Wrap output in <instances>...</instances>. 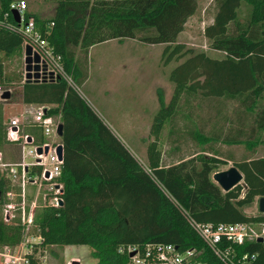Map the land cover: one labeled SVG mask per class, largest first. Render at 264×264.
<instances>
[{
	"label": "trees",
	"instance_id": "1",
	"mask_svg": "<svg viewBox=\"0 0 264 264\" xmlns=\"http://www.w3.org/2000/svg\"><path fill=\"white\" fill-rule=\"evenodd\" d=\"M50 1L55 4L51 18L29 13L26 4L25 19L34 21L36 32L53 48L71 85L61 78L23 83V37L0 27V89L10 93L8 101L0 102V152L12 161L17 158L13 150L18 143L6 140L3 115V106L12 99L21 105L48 107L46 117H57L62 125V162L56 180L61 185V205L34 210L38 246H86L97 264H128V256L118 253L121 247L172 244L180 250H203L208 264H218L189 221L264 223V215L250 217L243 212L264 197V157L233 162L243 182L227 193L211 180L218 165L224 164L222 159L232 162L211 145L219 141L251 152L264 131V0H210L214 15L203 29V37L209 50L222 54L220 59L177 43L187 20L196 13L198 0ZM12 2L0 0V20L9 24H13L9 15ZM242 4L250 8L243 22L238 18ZM123 40L164 46V66L182 61L167 76L173 86L169 102L165 104L162 93L157 94L158 109L149 133L154 140L146 145L144 165L80 94L88 78V51ZM14 60L19 67L8 73L5 64ZM9 86L17 90L6 88ZM194 98H226L235 101L241 111L223 137L219 129L207 137L202 127H185L184 133L199 150L185 154L179 144L183 138L178 136L174 143L178 147L169 148L170 157L164 160L157 147L159 135L177 115L189 119L186 114L190 111L181 113V108ZM173 132L171 127L170 134ZM24 133L32 137L34 145L45 142L37 128L28 127ZM7 189L0 183L1 195ZM22 229L18 217L9 223L0 218V247L20 244ZM234 249L238 255L257 253L255 264H264L263 243L245 242Z\"/></svg>",
	"mask_w": 264,
	"mask_h": 264
},
{
	"label": "rangeland",
	"instance_id": "2",
	"mask_svg": "<svg viewBox=\"0 0 264 264\" xmlns=\"http://www.w3.org/2000/svg\"><path fill=\"white\" fill-rule=\"evenodd\" d=\"M17 1V0H12ZM28 5L29 13L38 14L42 19H49L54 14L55 4L50 0H23ZM249 7L242 4L238 12L241 22L245 21L249 14ZM35 11V12H34ZM214 15V7L210 0H198L196 13L190 17L183 32L178 36L177 43L184 45L193 52H204L208 57L220 59L222 54L208 49V42L203 37V29L211 24ZM164 46L142 45L137 41L123 40L110 41L92 47L88 51V78L80 89L81 97L98 113L99 118L108 127L112 134L130 152L135 154V158L144 163L145 148L152 143L154 138L149 135L150 127L143 129L138 127L147 124L152 119L158 109L157 94L162 93L165 104L172 95L173 86L168 82L167 76L173 67L181 63H170L167 66L161 61V53ZM6 71H13L14 66L19 67L17 61L6 63ZM23 68V57L22 66ZM18 69V68H17ZM21 69V68H20ZM19 69V70H20ZM12 91L17 90L16 86L6 87ZM9 92V91H7ZM19 103L16 99L3 106L4 119L18 115ZM39 107V106H38ZM235 101L222 99H189L187 104H182L183 110H189L186 114L189 119H184L181 114L177 115L171 124H166L157 141V147L163 159L170 157L169 148L178 147L175 142L180 138L185 154L196 152L199 149L196 142L188 138L184 133L185 127H202L203 133H209L219 129L221 137L225 135L229 128L235 125L239 112ZM37 108V107H36ZM35 107L30 111H35ZM18 111V112H17ZM185 117V116H184ZM53 122H58V118L52 117ZM248 123V122H247ZM171 127L174 130L170 134ZM145 131V139H142V132ZM148 133V134H147ZM182 135V136H180ZM179 136V137H178ZM147 137V138H146ZM259 144L254 151H246L242 146H232L216 142L211 145L212 149L218 151L223 158H230L228 161L222 159L224 164L217 167V172H223L233 167V162H239L243 158L256 159L264 157V131L259 134ZM11 152L10 149L6 150ZM13 152L19 153L18 149ZM15 154L18 157V155ZM9 155V154H8ZM211 157L209 154H204ZM212 180V176H211ZM239 185H242L239 184ZM37 193L34 187H28L27 205L33 201L34 194ZM44 188L40 190L37 206L42 203ZM244 214L250 217H257V199L255 202L243 210ZM24 238V242L34 246L40 243L35 231ZM39 248L46 257L45 264H97L91 256V251L86 246H64Z\"/></svg>",
	"mask_w": 264,
	"mask_h": 264
},
{
	"label": "built area",
	"instance_id": "3",
	"mask_svg": "<svg viewBox=\"0 0 264 264\" xmlns=\"http://www.w3.org/2000/svg\"><path fill=\"white\" fill-rule=\"evenodd\" d=\"M27 11L26 2L13 1L9 5V15L13 24L0 20V27L23 37L22 56L24 48L29 46L32 55L39 58V65L45 66L40 70L39 82H54L61 78L71 85L69 77L64 73L59 57L54 54L53 48L36 32L34 21L25 19ZM12 12L18 14V22L12 17ZM6 15L3 16L5 19ZM51 75V77L49 76ZM24 83V72L22 75ZM44 80L42 81V79ZM0 89V97L4 93ZM2 102V100H0ZM43 106L35 111H25L6 119V140L18 143V157L12 161L0 152V183L7 186L0 194V218L9 223L18 217L22 226V241L14 247H0V264H45L46 257L37 244L25 243L24 238L30 231H38L34 223V210L38 206L59 207L61 185L57 183L60 175L61 161H59L56 148L59 146L52 142L56 136L58 122L54 123L51 117H46ZM28 127L37 128L45 140L41 145H34L32 137L24 133ZM30 139V143L27 140ZM44 148L47 152L44 153ZM41 154H37V150ZM47 175V176H46ZM28 187H34L37 193L33 201L27 205ZM44 188L42 203L37 206L40 190ZM190 226L205 246V249L218 264H255L257 253H244L238 255L234 246H241L245 242L264 240V223L251 225L245 223L235 224H197L189 221ZM39 244V243H38ZM264 244V243H263ZM119 254L128 256V264H208L203 259V250L195 248L180 250L172 244H147L143 247L127 246L118 250ZM132 256L130 257V255Z\"/></svg>",
	"mask_w": 264,
	"mask_h": 264
},
{
	"label": "water",
	"instance_id": "4",
	"mask_svg": "<svg viewBox=\"0 0 264 264\" xmlns=\"http://www.w3.org/2000/svg\"><path fill=\"white\" fill-rule=\"evenodd\" d=\"M12 17L15 22L19 21L18 14L16 12H12ZM40 61L36 54L32 55L31 48L29 46H26L24 48L23 52V72H24V83H38L39 82V72L42 70V72L45 71V66L39 65ZM51 77V75H49ZM44 78L42 79V81ZM10 98V93L5 91L1 97L0 100L2 101H8ZM45 113V110L43 111ZM56 136L58 138L62 137V125L58 124L56 129ZM27 143H30V139L27 140ZM47 152V148H44V153ZM37 154H41V150H37ZM56 154L59 159V161L62 160V147L59 145L56 148ZM47 176V175H46ZM212 182L215 183L219 189L223 193H227L231 191L233 188H235L237 185L241 184L243 182L242 174L235 168L230 167L228 170L223 172H218L212 175ZM61 205V202L59 203V206ZM257 211L260 215H264V197L259 198L257 200ZM257 242L264 243V240L258 239ZM132 254L130 255V257ZM71 264H78L77 262H73Z\"/></svg>",
	"mask_w": 264,
	"mask_h": 264
},
{
	"label": "crops",
	"instance_id": "5",
	"mask_svg": "<svg viewBox=\"0 0 264 264\" xmlns=\"http://www.w3.org/2000/svg\"><path fill=\"white\" fill-rule=\"evenodd\" d=\"M35 12V11H34ZM90 105V104H89ZM5 106V105H4ZM17 107H18V113L20 114V113H23V112H25V111H28L30 108H33V107H38V106H36V105H21V104H19V105H17ZM39 107H41V106H39ZM48 108V107H47ZM97 115H99L98 113H96ZM100 116V115H99ZM101 117V116H100ZM150 120L147 122V124H145L144 122H143V124L142 125H140V126H138V127H142L143 129H145L146 127H150ZM142 139H145V131H143L142 132ZM148 134V133H147ZM147 138V137H146ZM60 139L61 138H58V137H54V138H52V142H54V143H56L57 145H60ZM239 146V145H238ZM229 147H232V146H229ZM130 153L135 157V154H133V152L130 150ZM145 155V154H144ZM145 158V157H144ZM145 160V159H144ZM138 162L140 163V164H142V165H144L143 164V162L141 163V161H139L138 160ZM50 249H52V247H50Z\"/></svg>",
	"mask_w": 264,
	"mask_h": 264
}]
</instances>
